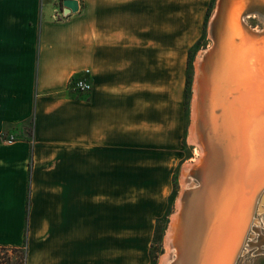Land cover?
I'll return each instance as SVG.
<instances>
[{"label":"crops","instance_id":"obj_1","mask_svg":"<svg viewBox=\"0 0 264 264\" xmlns=\"http://www.w3.org/2000/svg\"><path fill=\"white\" fill-rule=\"evenodd\" d=\"M77 2L0 0V245L25 243V264H147L118 241L147 243L181 157L180 35L206 0ZM86 70L91 89H68Z\"/></svg>","mask_w":264,"mask_h":264},{"label":"bare ground","instance_id":"obj_2","mask_svg":"<svg viewBox=\"0 0 264 264\" xmlns=\"http://www.w3.org/2000/svg\"><path fill=\"white\" fill-rule=\"evenodd\" d=\"M253 15L261 28L246 20ZM210 37L211 50L202 52L195 64L188 140L197 147L198 158L182 169L184 191L169 223L160 264H224L236 242L247 195L264 180V122L258 121L252 132L255 127L247 118L252 121L256 113L245 111L256 94L264 103V0H218ZM245 112L251 116L244 118ZM195 171L199 186L187 195ZM263 195L250 226L259 200L258 211L264 210Z\"/></svg>","mask_w":264,"mask_h":264},{"label":"rangeland","instance_id":"obj_3","mask_svg":"<svg viewBox=\"0 0 264 264\" xmlns=\"http://www.w3.org/2000/svg\"><path fill=\"white\" fill-rule=\"evenodd\" d=\"M218 0H206L205 5L194 6L193 12H199L201 19L198 25L188 24L182 28L181 42V63H182V91L184 106V131L182 139V151L180 159L173 165L172 172L163 192L157 195L155 218L148 226V240L142 244L138 241H118V246H133L134 251L146 252L147 264H160L161 259L166 254L165 237L172 215L176 211L177 201L182 195L184 188L181 183L182 169L185 165L192 163L198 158L197 147L189 142V130L192 124V102L194 95V85L196 78L195 64L202 52L211 49L212 39L210 37L211 21L215 13ZM252 28L263 26L262 22L253 15L246 19ZM214 34V32H212ZM211 33V34H212ZM211 46V47H210ZM205 110L206 105L203 104ZM197 149V150H196ZM197 174V175H196ZM199 171L191 175L192 190L190 187L187 195L197 190ZM183 190V191H182ZM193 191V192H192ZM179 196V197H178ZM264 196V195H263ZM262 196V197H263ZM262 200V198H261ZM260 200L255 211L251 228L245 239L244 247L236 261V264H264V210L258 211ZM141 227H121L118 226V237L123 234L136 233ZM138 229V230H137ZM145 231L143 227V232ZM140 246H142L140 248ZM0 264H24L23 249L19 251L1 250Z\"/></svg>","mask_w":264,"mask_h":264},{"label":"water","instance_id":"obj_4","mask_svg":"<svg viewBox=\"0 0 264 264\" xmlns=\"http://www.w3.org/2000/svg\"><path fill=\"white\" fill-rule=\"evenodd\" d=\"M62 4H63L64 7H66L68 9L69 12H75V11L78 10V2H77V0H62ZM247 11H249V10H247ZM247 11H244L241 14V17L245 16ZM243 30H244V33H247V31H245V29H243ZM252 34H254V33H252ZM260 98L261 97H259L256 94L254 99L252 100L253 102H250L251 104L249 103L248 109H245L246 112H247V110L250 111L252 109L251 115H253V111L256 113L255 114L256 118L253 119L252 121H249L248 118H247V124L248 125L252 124V126L254 125V127H255L252 132H254L256 130L257 125H258V121H263L264 122V103L260 102V100H259ZM246 112H245L244 118L248 117V116L250 117L251 115H249V114L247 115ZM201 158H199V160L197 161L198 162L197 164H200V162L202 161ZM202 164H204V163H202ZM246 168H247V171H248L249 170V166L247 165ZM263 185H264V180L262 179L261 183L259 181V185L256 187V190L254 192H251L250 194L247 195V198H246V201H247L246 202V209H245V213H244V216H243V220H242V222L240 224V227H239V230L237 232V239H236V242L233 244L232 248L230 249L229 254L226 257V260H225L224 264H235L236 263V260H237V258L239 256L240 249H241V247L243 245L245 237H246V235L248 233V230H250L249 228H251L250 224H251L252 216L254 214L256 201H257L258 197L261 195V193L264 191V186ZM197 187H198V185H197ZM259 189H260V191H258ZM256 192H257V194H256L255 198L253 199V196H254V194Z\"/></svg>","mask_w":264,"mask_h":264},{"label":"built area","instance_id":"obj_5","mask_svg":"<svg viewBox=\"0 0 264 264\" xmlns=\"http://www.w3.org/2000/svg\"><path fill=\"white\" fill-rule=\"evenodd\" d=\"M65 9V11L63 10ZM58 14L56 16L66 17L69 13L68 9L64 6L61 9L57 10ZM92 84L89 79V71L86 70L83 72V75H73L68 81V89L76 93H84L91 89ZM5 140L7 142H12L16 139L15 134L5 135Z\"/></svg>","mask_w":264,"mask_h":264},{"label":"trees","instance_id":"obj_6","mask_svg":"<svg viewBox=\"0 0 264 264\" xmlns=\"http://www.w3.org/2000/svg\"><path fill=\"white\" fill-rule=\"evenodd\" d=\"M19 249H23V261H24V264H25V261H26V245H25V243L21 247H8V246H5V245H0V251L1 250L19 251Z\"/></svg>","mask_w":264,"mask_h":264}]
</instances>
